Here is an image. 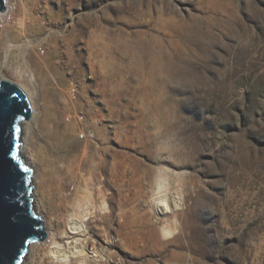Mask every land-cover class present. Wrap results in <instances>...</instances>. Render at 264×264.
Masks as SVG:
<instances>
[{
    "label": "rangeland",
    "instance_id": "374dc122",
    "mask_svg": "<svg viewBox=\"0 0 264 264\" xmlns=\"http://www.w3.org/2000/svg\"><path fill=\"white\" fill-rule=\"evenodd\" d=\"M4 5L0 81L34 92L29 168L66 206L18 264H264V0ZM74 218L96 257L65 252Z\"/></svg>",
    "mask_w": 264,
    "mask_h": 264
},
{
    "label": "water",
    "instance_id": "95a60500",
    "mask_svg": "<svg viewBox=\"0 0 264 264\" xmlns=\"http://www.w3.org/2000/svg\"><path fill=\"white\" fill-rule=\"evenodd\" d=\"M4 9L0 0V10ZM29 117L23 89L12 80L0 81V245L12 257L7 264H18L28 244L44 238L41 220L33 209L32 172L19 154L20 123ZM24 168L29 170L25 173ZM18 193L22 197L19 203ZM27 224L36 227H25Z\"/></svg>",
    "mask_w": 264,
    "mask_h": 264
},
{
    "label": "bare ground",
    "instance_id": "6f19581e",
    "mask_svg": "<svg viewBox=\"0 0 264 264\" xmlns=\"http://www.w3.org/2000/svg\"><path fill=\"white\" fill-rule=\"evenodd\" d=\"M7 3H8V0H3V5L4 4L7 5ZM4 8H5V5H4ZM2 15H3L2 11L0 10V17H3ZM28 73L30 76L29 77L30 83L34 86H35L37 80L44 82V83L47 81L43 67L42 66L40 67L39 64H37V70H35V72L32 73L31 71H29ZM23 78H24V76L19 75L20 80L25 79V78L24 79ZM24 81H27V80H24ZM17 84L19 85L18 82H17ZM27 85L26 86L19 85V86L25 92L26 99L28 101L30 111L32 113L31 116L33 118H35L33 115L34 92L31 91L30 88L27 87ZM33 121H34V123L36 122L35 119H33ZM20 125H21V130H20L21 132H20V137H19V142H20L19 154L22 157L24 163L28 167L33 168L34 163L32 161V156H31V130H30L31 124L25 120V121H21ZM30 184L33 187L32 188L33 209H34L35 205H37V210L36 211L34 210V212L40 218L41 224L43 225L42 230L44 233V238L42 240L43 241L44 240L50 241L51 239L55 238L57 233L51 231L49 233V235H47V233L49 232V227L47 226V222L45 221V218L42 216L43 215L42 211H45V207H46L47 203H53L54 202V204L56 206L66 207L65 203H64L65 200L61 196L60 193L58 194V196L53 195L54 197L47 195L45 188L43 186L42 177H41L39 172H34L31 174ZM166 195L168 196V198ZM57 198H59V199H57ZM168 199L170 201V204L167 203ZM153 200H154L155 211H156V214H158V215L159 214L163 215V213H167V212L172 213L175 211V209L180 207L179 206L180 202L177 200V196H175L174 193L172 194V196H170L169 194L158 192L157 196H155V198ZM159 221L161 223V230H162L163 234L169 235L171 232L170 227H169L170 223L166 220H163V219L159 220ZM80 222L81 221L78 218H74V219L68 221V224L65 226L63 233H65V237L68 238V240L66 242L68 244V247L65 250V252H70L72 256H74L76 258H82V259L85 257L86 258L87 257L88 258L89 257H96L99 254L96 249L89 251L90 254L87 251L86 239H85V237H82V236L86 235L87 231L85 230V228L83 227V225ZM33 242H30L28 244V246L31 245ZM53 253L58 255L59 251L54 250Z\"/></svg>",
    "mask_w": 264,
    "mask_h": 264
},
{
    "label": "snow or ice",
    "instance_id": "6c2138e0",
    "mask_svg": "<svg viewBox=\"0 0 264 264\" xmlns=\"http://www.w3.org/2000/svg\"><path fill=\"white\" fill-rule=\"evenodd\" d=\"M16 131H19V129H15ZM29 169L28 168H24L23 171L26 173ZM18 195V199H17V203L20 202V200L22 199L21 194H17ZM25 227H30V228H35L36 225L35 224H27L25 225ZM40 227H43V225L41 224ZM12 259V257L8 256L3 248L2 245H0V264H7V261Z\"/></svg>",
    "mask_w": 264,
    "mask_h": 264
}]
</instances>
